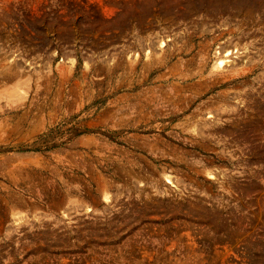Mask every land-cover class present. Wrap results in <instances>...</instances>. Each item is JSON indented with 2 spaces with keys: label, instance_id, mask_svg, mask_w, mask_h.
Returning a JSON list of instances; mask_svg holds the SVG:
<instances>
[{
  "label": "rangeland",
  "instance_id": "obj_1",
  "mask_svg": "<svg viewBox=\"0 0 264 264\" xmlns=\"http://www.w3.org/2000/svg\"><path fill=\"white\" fill-rule=\"evenodd\" d=\"M0 264H264V0H0Z\"/></svg>",
  "mask_w": 264,
  "mask_h": 264
}]
</instances>
